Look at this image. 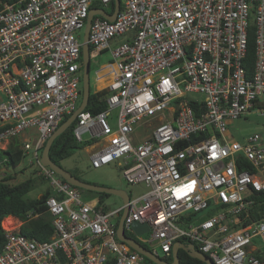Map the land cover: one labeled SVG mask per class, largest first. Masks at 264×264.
<instances>
[{
    "label": "built area",
    "instance_id": "2783aa9c",
    "mask_svg": "<svg viewBox=\"0 0 264 264\" xmlns=\"http://www.w3.org/2000/svg\"><path fill=\"white\" fill-rule=\"evenodd\" d=\"M94 3L115 10V0H13L0 7V148L23 138L29 162L50 181L45 204L54 226L41 241L22 234L15 220L2 225L0 264H156L118 238L123 206L87 199L41 160L51 134L78 108L79 30ZM123 36L111 50L108 107L78 113L74 135L101 144L92 167L117 163L129 183L148 188L130 197L126 233L136 221L148 223L140 242L158 244L164 256L185 238L215 264H264L256 256L264 247L255 244L259 238L264 245V220L231 230L264 190V141L258 132L242 141L226 134L231 121L264 110V0H121L115 20L94 16L89 42L102 51Z\"/></svg>",
    "mask_w": 264,
    "mask_h": 264
},
{
    "label": "trees",
    "instance_id": "16d2710c",
    "mask_svg": "<svg viewBox=\"0 0 264 264\" xmlns=\"http://www.w3.org/2000/svg\"><path fill=\"white\" fill-rule=\"evenodd\" d=\"M12 1L13 0H0V7L3 3ZM96 5L97 3H94L92 7H95ZM253 28L254 27H252L250 32L248 55L245 59V67L248 69L249 75L252 74L254 68ZM94 50L95 47L91 45V52H93ZM110 93L111 91L109 88L96 90L95 87L91 85V93L88 105L86 106V110H89L93 113H99L107 109V98L109 97ZM81 101L82 90L78 107ZM258 107L262 108V106ZM196 109L198 112L199 109L197 108V106ZM70 115L71 114L66 115L61 121L60 125L64 123L70 117ZM75 125L76 120L68 129H66L63 133L56 137L51 146L50 157L60 165H62V160L70 157L78 150L84 149L94 143V140L83 142L78 141L74 135ZM21 145L22 141L20 140V138L14 137L11 139L9 146L6 149L0 148V171H2L3 169L7 170L5 176L0 179V252L3 250L6 244L5 230L2 226V222L6 217L10 215L17 217L22 221L19 231L30 238L47 241L54 233L52 216L48 212L47 206L45 204L46 198L52 194L51 189H47L46 191H44L40 197H29V193L34 190L37 183L34 176H29L19 183L13 184L10 182V180L15 179L17 177L16 175L19 173L18 171L9 172L10 168L19 166L26 157V154L24 153ZM71 172L79 178L83 179L78 172ZM81 189L83 191H86V189ZM93 192L98 195L100 205H103L105 196L111 195L105 192ZM259 220H264V190L256 192L253 195V203L241 213V222L232 226L231 230L238 229L242 226H246L252 223L253 221ZM180 241L187 243V240L185 238L180 239ZM256 256L264 261V249L256 252ZM179 257L181 264H205L202 260L191 256L185 249L182 248L179 250ZM163 258L168 260L169 262L173 261L172 255L163 256Z\"/></svg>",
    "mask_w": 264,
    "mask_h": 264
},
{
    "label": "rangeland",
    "instance_id": "374dc122",
    "mask_svg": "<svg viewBox=\"0 0 264 264\" xmlns=\"http://www.w3.org/2000/svg\"><path fill=\"white\" fill-rule=\"evenodd\" d=\"M85 33V27L79 30V36L83 38ZM125 40V37H118L111 41V46L108 49L100 51L96 56L92 55L91 58V85L96 88L97 82V71H98V80L101 82L104 80V77L107 74H113V69L115 65L110 67L109 65H104L109 61H114L111 50L118 46L121 41ZM104 65V66H103ZM103 66V67H102ZM102 67V68H101ZM191 97L194 98H203L204 96L200 93H192ZM119 115V107L112 109L110 115V123L114 129L117 128V121ZM255 132H258L262 136V140L264 141V111H259L258 108L253 109L248 115L243 116L239 119L231 121L229 125V129L227 131V135L230 138H234L236 140L242 141L243 137L249 136ZM89 134H84V138L87 139ZM23 139V138H22ZM21 139V140H22ZM101 147V144H96L93 147H87L81 150H78L70 157L62 160V165L66 167L70 171H76L80 174V176L87 182L98 183L101 185L111 186L115 188H121L126 190L130 197L136 198L144 194L148 188L144 183L140 184H132L129 183L123 176L122 169L120 165L117 163H111L108 165H104L99 168H95L91 166V153L94 150H97ZM31 155H27L24 161L16 167H11L9 172L18 171L19 173L16 175L17 177L13 180H10L11 183H19L22 180L28 178L29 176H34L36 178V186L34 190L29 193V197H40L44 191L51 188L50 181L44 179V177L40 176L36 170V163L31 164L30 161ZM24 168V169H23ZM23 169V172H22ZM6 169L0 171V179L5 176ZM85 196L90 198L96 195L95 192L86 190L84 191ZM124 204L123 198L121 196L111 194L109 196L104 197L103 205L109 209H118L122 207ZM202 216H207L208 212L201 213ZM2 225L4 223L2 222ZM127 234L134 235L130 231H127ZM139 241H142L143 238H147L148 234H144L143 236H136ZM255 244L260 247H264L262 241L257 238L255 239ZM146 245V244H145ZM150 249L157 250L158 254L162 257L164 256L163 251L161 250L158 244L154 246L147 245Z\"/></svg>",
    "mask_w": 264,
    "mask_h": 264
},
{
    "label": "water",
    "instance_id": "95a60500",
    "mask_svg": "<svg viewBox=\"0 0 264 264\" xmlns=\"http://www.w3.org/2000/svg\"><path fill=\"white\" fill-rule=\"evenodd\" d=\"M121 7V0H115V10L112 14L106 12L103 9L92 7L89 11L87 23L85 26V33L83 36V43H82V59H83V86H82V101L79 107L70 115V117L62 123L58 128L51 134L49 139L47 140L45 147L42 153V162L44 165H48L52 167L58 174H60L63 178L69 181L71 184L86 189L90 191L96 192H105L109 194H115L121 196L123 198V212L118 224L117 235L118 238L122 241L128 243L133 249L137 250L138 252L144 254L147 258L155 262L156 264H181L180 257H179V250L185 249L191 256L202 260L205 264H215L214 261L205 253L200 251L195 244L193 243H184L182 241H176L173 245V261L169 262L168 260L162 258L161 256L156 255L146 246L142 245L134 236H129L125 230V218L129 211L128 202L130 200L129 193L121 188H115L111 186L101 185L98 183L87 182L78 176L74 175L70 170L66 169L59 163L55 162L50 157V149L51 146L61 133H63L66 129H68L71 124L76 120L78 113L86 109L88 105L90 93H91V45L89 42V35L90 29L92 26L93 18L96 14H101L107 19L113 21L118 15V12ZM260 111V110H259ZM264 111V110H263ZM133 231L136 236H140L149 231L150 227L148 223H141V222H134L133 223Z\"/></svg>",
    "mask_w": 264,
    "mask_h": 264
},
{
    "label": "crops",
    "instance_id": "0c3cea01",
    "mask_svg": "<svg viewBox=\"0 0 264 264\" xmlns=\"http://www.w3.org/2000/svg\"><path fill=\"white\" fill-rule=\"evenodd\" d=\"M100 51H93L92 52V55H94V56H96L98 53H99ZM104 65H109L110 67H112V66H114L115 65V62H111V61H109V62H107L106 64H104ZM103 65V66H104ZM102 66V67H103ZM101 67V68H102ZM100 70V69H99ZM98 70V71H99ZM98 71H97V82H96V90H102V89H104V88H108L109 87V85L112 83V81H113V75L111 74H107L105 77H104V80L103 81H99L98 80ZM94 145L92 144V145H89V146H87V147H93ZM86 147V148H87ZM87 199H90V200H94V199H98L99 200V197H98V195L96 194V195H94L93 197H90V198H88V197H86ZM209 214V213H208ZM9 217H11L12 218V221L13 220H15L16 222H17V225L18 226H21V224H22V221L21 220H19L17 217H14V216H12V215H10V216H8V217H6L5 219H7V218H9ZM121 218V217H120ZM4 219V220H5ZM3 220V222H4V225H5V221ZM119 221H120V219H119ZM134 236V235H133ZM136 239H137V237L136 236H134ZM138 240V239H137ZM139 241V240H138ZM140 242V241H139ZM141 243V242H140ZM142 244V243H141ZM142 245H144V244H142ZM144 246H146V245H144ZM148 249H150L148 246H146ZM162 258H163V256H162Z\"/></svg>",
    "mask_w": 264,
    "mask_h": 264
},
{
    "label": "bare ground",
    "instance_id": "6f19581e",
    "mask_svg": "<svg viewBox=\"0 0 264 264\" xmlns=\"http://www.w3.org/2000/svg\"><path fill=\"white\" fill-rule=\"evenodd\" d=\"M6 220V221H5ZM4 221H5V226H8V224H9V222H11V220H12V218L11 217H9V218H7V219H5ZM4 223V222H3Z\"/></svg>",
    "mask_w": 264,
    "mask_h": 264
},
{
    "label": "flooded vegetation",
    "instance_id": "af4514ba",
    "mask_svg": "<svg viewBox=\"0 0 264 264\" xmlns=\"http://www.w3.org/2000/svg\"><path fill=\"white\" fill-rule=\"evenodd\" d=\"M129 236H133V235H130V234H128Z\"/></svg>",
    "mask_w": 264,
    "mask_h": 264
}]
</instances>
